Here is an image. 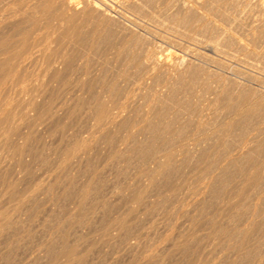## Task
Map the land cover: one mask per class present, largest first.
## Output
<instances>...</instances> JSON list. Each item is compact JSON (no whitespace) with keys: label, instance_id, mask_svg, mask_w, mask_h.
<instances>
[{"label":"rangeland","instance_id":"1","mask_svg":"<svg viewBox=\"0 0 264 264\" xmlns=\"http://www.w3.org/2000/svg\"><path fill=\"white\" fill-rule=\"evenodd\" d=\"M3 1L0 40L39 53L0 80V264H264V0H73L86 41L46 26V0ZM145 50L169 66L128 61Z\"/></svg>","mask_w":264,"mask_h":264},{"label":"bare ground","instance_id":"2","mask_svg":"<svg viewBox=\"0 0 264 264\" xmlns=\"http://www.w3.org/2000/svg\"><path fill=\"white\" fill-rule=\"evenodd\" d=\"M5 1V0H4ZM3 1V2H4ZM8 1V0H7ZM14 1V0H13ZM13 1H10V2H13ZM59 1V3H61V5L63 6V8H61V7H58L57 5H55L54 4V2H55V0H46V4L44 3V1L42 2L44 5V9L42 8V5L41 6H38V5H40L41 4V2L38 4V2L37 3H35V4H38L37 6L40 8L41 7V9H40V11L41 10H43V11H41L42 13H41V15H43V17H44V19H46V21H45V23H46V26L48 27V28H50V30L51 29H53L54 31L56 30L57 32L59 31V36L60 37H65V36H67V38L68 37H70V38H72L73 40H76L77 39V41H86V40H89V39H85L84 40V38H85V36H86V33H85V35L81 32V28H83V24L85 23L84 22V18L86 17V19H88L87 17L88 16H83L82 15V12L79 14V17H80V15L81 16H83V18L81 17V18H79V17H77L78 15H77V13L79 12H77V7H76V5L74 4V1L73 0H58ZM103 1V0H102ZM177 1V0H176ZM1 2H2V0H1ZM9 2V3H10ZM31 2V1H30ZM35 2V1H34ZM7 3V2H6ZM77 3V2H76ZM132 3V2H131ZM134 3V2H133ZM141 3V2H140ZM151 3V2H150ZM29 4V3H28ZM129 4V3H128ZM136 4V3H135ZM138 4V3H137ZM157 4V3H156ZM21 5H22V3H21ZM31 5V4H30ZM79 4H77V6H78ZM87 5V4H86ZM155 5V4H154ZM178 5V4H177ZM4 6V5H3ZM6 6V5H5ZM11 6V5H10ZM16 6V5H15ZM90 6L94 9V10H96V11H99V12H101L102 14H105L104 13V8H101L97 3H92V4H90ZM170 6V5H169ZM12 7V6H11ZM17 7H18V5H17ZM28 7V6H27ZM36 7V6H35ZM108 7V6H107ZM182 7V6H181ZM20 8V7H19ZM26 8V7H25ZM125 8V7H124ZM7 9V8H6ZM13 9V8H12ZM18 9V8H17ZM36 9V8H35ZM38 9V8H37ZM86 9V8H85ZM91 9V8H90ZM92 9V10H93ZM141 9V8H140ZM22 10V9H21ZM34 10V9H33ZM39 10V9H38ZM38 10H36V11H38ZM93 10V11H94ZM26 11V10H25ZM89 11V10H88ZM91 11V10H90ZM92 11V12H93ZM165 11H167V10H165ZM3 12V11H2ZM15 12V11H14ZM21 12V11H20ZM91 12V13H92ZM106 12V11H105ZM170 12V11H169ZM188 12V11H187ZM186 12V13H187ZM9 13V12H8ZM35 13H37V12H35ZM86 13V12H85ZM91 13L89 14V15H91ZM176 13V12H175ZM9 14H11V13H9ZM12 14H14V13H12ZM17 13H15V15H16ZM39 14V13H38ZM95 14V13H94ZM93 14V15H94ZM169 14V13H168ZM188 14V13H187ZM4 15V14H3ZM96 15L98 16V14L96 13ZM177 15V14H176ZM5 16H6V14H5ZM7 16H9V15H7ZM14 16V15H13ZM27 16V15H26ZM25 16V17H26ZM29 16V15H28ZM28 16H27V18H28ZM99 16H101V15H99ZM107 16V15H106ZM188 16V15H187ZM17 17V16H16ZM95 17V16H94ZM109 17V16H108ZM189 17V16H188ZM9 18H11L10 16H9ZM18 18V17H17ZM16 18V19H17ZM23 18V17H22ZM90 18V17H89ZM93 18V17H92ZM111 18V17H110ZM166 18V17H165ZM2 19H3V17H2ZM5 19V18H4ZM12 19V18H11ZM10 19V20H11ZM25 19V18H24ZM33 19V18H32ZM35 19V18H34ZM33 19V20H34ZM37 19H38V17H37ZM41 19V18H40ZM109 19V18H108ZM23 20V19H22ZM100 20V19H99ZM102 20V19H101ZM15 21V20H14ZM21 21V20H20ZM19 21V22H20ZM25 21V20H24ZM38 21V20H37ZM40 21V20H39ZM38 21V22H39ZM33 22V21H32ZM84 22V23H83ZM111 22H113V21H111ZM116 22V21H115ZM118 22V21H117ZM3 23V22H2ZM5 23V22H4ZM15 23V22H14ZM24 23V22H23ZM29 23H31V22H29ZM36 23V19H35V22H34V24ZM93 23V22H92ZM13 24V23H12ZM11 24V25H12ZM19 24V23H18ZM22 24V23H21ZM20 24V25H21ZM32 24V23H31ZM38 24V23H37ZM4 25V24H3ZM36 25V24H35ZM39 25V24H38ZM92 25V24H91ZM96 25V24H95ZM99 25V24H98ZM6 26V25H5ZM5 26H3V27H5ZM29 26V25H28ZM37 26V25H36ZM42 26V25H41ZM106 26V25H105ZM121 26V25H120ZM2 27V26H1ZM12 27V26H11ZM26 27V26H25ZM43 27V26H42ZM85 27V26H84ZM101 27V26H100ZM110 27V26H109ZM123 27V26H122ZM23 28V27H22ZM32 28H34V27H32ZM39 29V28H38ZM37 29V30H38ZM28 30V29H27ZM49 30V29H48ZM52 30V31H53ZM107 30V29H106ZM109 30V29H108ZM14 31H15V29H14ZM16 31H17V33H19L18 32V30L16 29ZM20 31H21V29H20ZM24 31V30H23ZM29 31V30H28ZM84 31V30H83ZM97 31V30H96ZM101 31V30H100ZM170 31V30H169ZM3 32V31H2ZM2 32H0V33H2ZM12 32V31H11ZM22 32V31H21ZM48 33H49V35H50V32L49 31H47ZM47 32H46V34H45V36L43 37V38H48L49 36L47 35ZM98 32V31H97ZM110 32V31H109ZM228 32V31H227ZM7 33V32H6ZM23 34H24V32H22ZM27 33V32H26ZM34 33V32H33ZM41 33V32H40ZM44 33V32H43ZM16 34V33H15ZM22 34V35H23ZM28 34H30V32L28 33ZM52 34V33H51ZM114 34H117V33H114ZM153 34V33H152ZM0 35H3V34H0ZM24 35H27V34H24ZM54 34H52L50 37H54L53 36ZM97 35V34H96ZM120 35V34H119ZM7 36V35H6ZM17 36V35H16ZM20 36V35H19ZM30 36V35H29ZM43 36V35H42ZM48 36V37H47ZM115 36V35H114ZM11 37V36H10ZM10 37H9V39H10ZM18 37V36H17ZM16 37V38H17ZM103 37H105V36H103ZM133 37V36H132ZM1 38V37H0ZM27 38H29V37H26V39ZM39 38V37H38ZM69 38V39H70ZM93 38V41L95 40V37L93 36L92 37ZM107 38V37H106ZM26 39H23V36H22V40H26ZM68 39V40H69ZM14 40V39H13ZM40 40V39H39ZM103 40V39H102ZM113 40V39H112ZM132 40V39H131ZM15 42H16V39L14 40ZM21 41V40H20ZM28 40H26V42H27ZM31 41V40H30ZM33 41V40H32ZM36 41V40H35ZM38 41V40H37ZM71 41V40H70ZM141 41V40H140ZM145 41V40H144ZM151 41V40H150ZM13 42V41H12ZM12 42H10L11 44H12ZM19 42V41H18ZM22 42V41H21ZM23 42H25V41H23ZM25 42V43H26ZM39 42H41V40L39 41ZM56 42V41H55ZM63 42V41H62ZM74 42V41H73ZM88 42V41H87ZM102 42V41H101ZM119 42V41H118ZM10 43H6V41L5 40H0V48L1 49H8L9 47H10ZM27 43H29V42H27ZM61 43V42H60ZM131 43V42H130ZM139 43V42H138ZM151 43V42H150ZM217 43V42H216ZM230 43V42H229ZM232 43V42H231ZM7 44L9 45V47H7ZM18 44V43H17ZM16 44V45H17ZM19 44H20V42H19ZM22 44V43H21ZM17 45V46H14V42H13V46L14 47H17V49H15L14 47L12 48V51H13V49L15 50V51H13V53L12 54H10L9 55V51L8 50H6V51H8V52H6V53H8V55L9 56H7V57H4L5 56V54H4V56H3V58H1V60H0V80L2 79V80H4V79H6V78H8V81L10 82L11 80H9V77L10 76H12L13 75V72L15 71V69H16V67L17 66H20V67H22L21 65H22V63L25 61V60H27L28 58H30L29 56H34V55H32L34 52H31V51H35V53L34 54H36V52H38V50L39 49H37V50H31V48H32V46H31V48H30V46H27L26 44H22V45ZM32 43H30V45H31ZM37 44V42L35 43V45ZM39 44V43H38ZM57 44V43H56ZM263 44V43H262ZM33 45H34V42H33ZM44 45V44H43ZM45 45H47V44H45ZM132 45H134V44H132ZM48 46V45H47ZM92 46V45H91ZM142 46V45H141ZM140 46V47H141ZM35 47V46H34ZM39 47V46H38ZM41 47V46H40ZM43 47V46H42ZM50 47V46H49ZM97 47H99V46H97ZM108 47V46H107ZM50 48H52V47H50ZM50 48H49V50H50ZM54 48V47H53ZM52 48V49H53ZM92 48H93V46H92ZM135 48V47H134ZM138 48H139V46H138ZM143 48V47H142ZM216 46H214V45H211V44H209V48H208V50L209 51H211V52H213L214 54L216 53ZM0 49V53H1V50ZM33 49V48H32ZM48 49V48H47ZM58 49V48H57ZM62 49V48H61ZM93 49H96V48H93ZM125 49H126V47H125ZM124 49V50H125ZM131 49V48H130ZM224 49V48H223ZM10 50H11V48H10ZM40 50H44L45 51V48H43V49H41L40 48ZM53 50H55V49H53ZM79 50V49H78ZM92 50V49H91ZM107 50V49H106ZM52 51V50H51ZM55 51H57V50H55ZM54 51V52H55ZM58 51H59V49H58ZM58 51H57V54H55V56L57 55V57L59 58V56L60 55H58ZM75 51V50H74ZM134 51H136V52H138L137 50H134ZM143 51H144V49H143ZM89 52V51H88ZM130 52V51H129ZM128 52V53H129ZM146 52V53H145ZM145 52H144V55L141 57V56H139V54H134V53H132L131 54V56L129 55V57H128V59H126V62H127V60L128 61H131V63H133V64H136V66H141V68H143V67H149V66H152V67H154L155 68V66H161V65H163V64H166V60L165 59H163V58H161L160 56H159V52L157 51V50H149V51H147V50H145ZM3 53H5V52H2V55H3ZM32 53V54H31ZM39 53V52H38ZM37 53V54H38ZM40 53H43V52H41L40 51ZM49 52L47 51V54H48ZM52 53H53V51H52ZM61 53V56L63 57V55L65 54V52L62 54V52H60ZM59 53V54H60ZM73 53V52H72ZM81 53V52H80ZM94 53V52H93ZM45 54V53H44ZM51 54V53H50ZM49 54V55H50ZM106 54V53H105ZM116 54V53H115ZM7 55V54H6ZM41 54H39V56H40ZM43 55V54H42ZM41 55V56H42ZM49 55H47V57L49 58ZM66 56H67V53L65 54ZM72 55V54H71ZM70 55V56H71ZM79 54H77V56H78ZM84 55V54H83ZM99 55V54H98ZM118 55H119V53H118ZM141 55V54H140ZM1 56V55H0ZM38 56V55H37ZM40 56V57H41ZM45 56V55H44ZM51 56H52V54H51ZM69 55H68V57L69 58H71ZM73 56V55H72ZM31 57V58H32ZM36 57V56H35ZM53 57V56H52ZM51 57V59H49L48 61H47V64L48 65H50L48 68L50 69V68H53L51 65H53L54 66V63L55 62H58V59H57V57L55 58V57H53L52 58ZM76 56H74V58H75ZM83 57V56H82ZM30 58V59H31ZM34 58V57H33ZM44 58H46V57H44ZM47 58V59H48ZM68 58V62H70L69 60H71V59H74V58H71V59H69ZM81 58V57H80ZM87 58V57H86ZM93 58V57H92ZM83 59V58H82ZM85 59V58H84ZM83 59V60H84ZM108 59V58H107ZM119 59V58H118ZM202 59V58H201ZM45 60V59H44ZM59 60H62L63 61V59H59ZM89 60V59H88ZM116 60V59H115ZM181 60V59H180ZM66 61V58L64 59V62ZM75 60H73V62H74ZM81 61V60H80ZM182 61H183V59H182ZM190 61V60H189ZM192 61V60H191ZM26 62V61H25ZM30 62V61H29ZM60 62V61H59ZM73 62L71 61V63L73 64ZM77 62V61H76ZM75 62V63H76ZM111 62V61H110ZM117 62V61H116ZM184 62V61H183ZM61 63V62H60ZM60 63H58L59 65H60ZM70 63V64H71ZM169 63V62H168ZM63 64V63H62ZM67 64H69V63H67ZM82 64V63H81ZM110 64V63H109ZM125 64V63H124ZM129 64V63H128ZM183 64V63H182ZM197 64V63H196ZM23 65H25V64H23ZM65 65H66V63H65ZM76 65V64H75ZM167 66H169L168 64H166ZM177 65H181V62H180V64H179V62L177 61L176 63H175V65L174 66H177ZM27 66V65H26ZM80 66V65H79ZM132 66V65H131ZM25 67V66H24ZM36 67V66H35ZM47 67V66H46ZM63 67H64V65H63ZM66 67V66H65ZM67 67H69V66H67ZM66 67V68H67ZM82 67V66H81ZM85 67V66H84ZM96 67V66H95ZM116 67V66H115ZM23 68V67H22ZM32 68V67H31ZM58 68V67H57ZM74 68V67H73ZM72 68V69H73ZM80 68V67H79ZM87 68V67H86ZM120 68V67H119ZM125 68V67H124ZM150 68V67H149ZM164 68V67H163ZM169 68V67H168ZM246 68V67H245ZM47 69V68H46ZM48 69V70H49ZM69 69H71V68H69ZM75 69H77V68H75ZM82 69H83V67H82ZM89 69V68H88ZM134 69V68H133ZM147 69V71H146V74L148 75V73L147 72H151V71H149V69L148 68H146ZM151 69V68H150ZM156 69V68H155ZM155 69H153V72H155V73H157L156 71H154ZM19 70H20V68H19ZM47 70V71H48ZM52 70V69H51ZM54 70H55V68H54ZM57 70V69H56ZM66 70V69H65ZM64 70V71H65ZM68 70V69H67ZM91 70V69H90ZM119 70V69H118ZM152 70V69H151ZM160 70H161V68H160ZM250 70V69H249ZM17 71V70H16ZM22 71V70H21ZM76 71V70H75ZM83 71V70H82ZM87 71V70H86ZM85 71V72H86ZM89 71V70H88ZM18 72V71H17ZM24 72V69H23V71H22V73ZM49 72V71H48ZM52 73H55L53 70L51 71ZM57 72H58V70H57ZM95 72V71H94ZM11 73H12V75H11ZM16 73V72H15ZM15 73H14V75H15ZM22 73H19L18 72V74H16L17 75V77H18V79H20L19 78V76L18 75H20V74H22ZM51 73V74H52ZM60 73V74H59ZM59 73H58V76H56L57 78L58 77H60L59 75H61V73H63V72H61V71H59ZM24 74H26V73H24ZM49 74V73H48ZM82 74V73H81ZM85 74V73H84ZM92 74V73H91ZM105 74V73H104ZM115 74V73H114ZM122 74V73H121ZM54 75V74H53ZM85 75H87V74H85ZM94 75V74H93ZM120 75V74H119ZM150 75V74H149ZM22 76V75H21ZM25 76V75H24ZM28 76V75H27ZM49 76V75H48ZM52 76V75H51ZM50 76V77H51ZM152 76H153V74H152ZM160 76V75H159ZM64 77V76H63ZM88 77V76H87ZM103 77V76H102ZM108 77H109V75H108ZM116 77V76H115ZM120 77H121V75H120ZM151 77V76H150ZM149 77V78H150ZM14 78H15V76L13 77V79L12 80H14ZM54 78V77H53ZM62 78V77H61ZM99 78V77H98ZM111 78V77H110ZM127 78V77H126ZM133 78V77H132ZM146 78V77H145ZM148 78V77H147ZM152 78V77H151ZM11 79V78H10ZM17 78L15 79V80H18ZM87 79V78H86ZM115 79V78H114ZM117 79V78H116ZM142 79V78H141ZM23 80V79H22ZM33 80V79H32ZM54 80V79H53ZM60 80V79H59ZM93 80V79H92ZM7 81V82H8ZM90 81V80H89ZM105 81V80H104ZM120 81V80H119ZM145 81V80H144ZM3 82V81H2ZM5 82V81H4ZM16 82V81H15ZM106 82V81H105ZM146 82V81H145ZM12 83V82H11ZM95 83V82H94ZM122 83V82H121ZM96 84V83H95ZM69 85H70V83H69ZM92 85V84H91ZM105 85H107V86H110L111 87V89H112V91H113V94H114V82H112V84H111V82H110V85H108V83H106ZM152 85V84H151ZM4 86V85H3ZM52 86V85H51ZM57 86H58V84H57ZM79 86V85H78ZM100 86V85H99ZM23 87V86H22ZM54 87V86H53ZM117 87V86H116ZM140 87V86H139ZM225 87V86H224ZM55 88V87H54ZM109 88V87H108ZM6 89H7V87H6ZM19 89V88H18ZM35 89V88H34ZM23 90V89H22ZM37 90V89H36ZM69 90V89H68ZM1 91V90H0ZM27 91V90H26ZM83 91V90H82ZM109 91H111V90H109ZM111 91V92H112ZM24 92V91H23ZM43 92V91H42ZM76 92V91H75ZM104 92V91H103ZM116 92V91H115ZM118 92V91H117ZM101 93V92H100ZM107 93H108V91H107ZM119 93V92H118ZM118 93H116L117 95H119ZM90 94V93H89ZM111 95V94H110ZM109 95V96H110ZM2 96V95H1ZM90 96V95H89ZM113 96H115V95H113ZM12 97V96H11ZM58 97V96H57ZM63 97V96H62ZM121 97V96H120ZM220 97V96H219ZM14 98H15V96H14ZM48 98V97H47ZM61 98V97H60ZM110 98H112V96L110 97ZM52 99V98H51ZM108 99V98H107ZM114 99H116L115 97H114ZM122 99V98H121ZM40 100V99H39ZM44 100V99H43ZM69 100V99H68ZM113 100V99H112ZM255 100V99H254ZM257 100V99H256ZM58 101V100H57ZM56 101V102H57ZM28 102H29V100H28ZM80 102V101H79ZM102 101H100V103H101ZM43 103V102H42ZM58 103V102H57ZM63 103V102H62ZM61 103V104H62ZM133 103V102H132ZM35 104V103H34ZM59 104V103H58ZM72 104V103H71ZM90 104V103H89ZM99 104V103H98ZM107 104V103H106ZM11 105H12V103H11ZM91 105V104H90ZM110 105V104H109ZM109 105H106V106H109ZM124 105V104H123ZM34 106V105H33ZM30 107H31V105H30ZM37 107V105H35V108ZM45 108V107H44ZM52 108V107H51ZM50 108V109H51ZM54 108V107H53ZM97 108H98V110H97ZM36 109H38V108H36ZM41 109V108H40ZM66 109V108H65ZM84 109V108H83ZM96 110V112H97V118H96V125H99V126H101V125H108L109 123H112V122H114L115 121V119H116V117H118V114L117 113H111V114H107L108 113V111L103 107V105L102 106H99V107H96L95 108ZM109 109V108H108ZM39 110V109H38ZM37 110V111H38ZM90 110V109H89ZM118 110V109H117ZM12 111V110H11ZM42 111H43V107H42ZM56 111V110H55ZM116 111V110H115ZM7 112V111H6ZM109 112H110V110H109ZM119 112V111H118ZM9 113V112H8ZM8 113H6V114H8ZM38 113V115H39V112H37ZM42 113V112H41ZM41 113H40V115H41ZM43 113H45V112H43ZM52 113V112H51ZM93 113H95V112H93ZM11 113H9L8 115H10ZM22 114H23V112H22ZM26 114V113H25ZM119 114H121V113H119ZM242 114V113H241ZM1 115V114H0ZM3 115V114H2ZM44 115V114H43ZM42 115V116H43ZM52 115V114H51ZM125 115V114H124ZM26 116H27V114H26ZM46 116V115H45ZM44 116V117H45ZM53 116V115H52ZM75 116V115H74ZM1 117H3V116H1ZM0 117V118H1ZM4 117H6L5 115H4ZM3 117V118H4ZM8 118H9V116H7ZM6 117V118H7ZM40 117V116H39ZM48 117V116H47ZM6 118L4 119L5 121H6ZM8 118H7V120H8ZM38 118V117H37ZM49 118V117H48ZM57 118V117H56ZM120 118V117H119ZM94 119H95V117H94ZM243 119V118H242ZM1 120V119H0ZM4 120L2 121V122H4ZM77 120V119H76ZM75 120V121H76ZM9 121V120H8ZM7 121V122H8ZM72 121V120H71ZM1 122V121H0ZM7 122H4V123H7ZM41 122H43V121H41ZM95 122V121H94ZM4 123H2V124H4ZM1 124V125H2ZM9 124V123H8ZM7 124V125H8ZM32 124V123H31ZM42 124V123H41ZM53 124V123H52ZM224 124V123H223ZM226 124V123H225ZM233 122H229V123H227L226 125H224V126H222L221 125V130H224L227 126L228 127H232L233 126ZM0 125V126H1ZM5 125V124H4ZM6 125V127H8ZM12 125V124H11ZM43 125V124H42ZM262 125V124H261ZM10 127V126H9ZM0 128H2V126L0 127ZM14 128V127H13ZM16 128V127H15ZM102 128V127H101ZM5 129V128H4ZM9 129H11V127L9 128ZM9 129H7V130H9ZM96 129V128H95ZM94 129V130H95ZM260 129V128H259ZM14 130V129H13ZM12 130V131H13ZM78 130V129H77ZM76 130V131H77ZM104 130H105V128H104ZM196 130V129H195ZM100 131V130H99ZM102 131V130H101ZM5 132V131H4ZM8 132V131H7ZM9 133H11V132H9ZM8 133V134H9ZM92 133V132H91ZM97 134V133H96ZM5 135V134H4ZM22 135V134H21ZM73 135V134H72ZM9 136V135H8ZM81 136V135H80ZM124 136V135H123ZM57 137V136H56ZM88 138V137H87ZM132 138V137H131ZM7 139V138H6ZM86 139V138H85ZM92 139V138H91ZM28 140V139H27ZM84 140V139H83ZM90 140V139H89ZM52 141V140H51ZM58 141V140H57ZM75 141V140H74ZM85 141H87V140H85ZM78 142V141H77ZM190 142V141H189ZM85 143V142H84ZM164 143V142H163ZM247 143V142H246ZM11 145V144H10ZM67 145V144H66ZM9 146V145H8ZM150 146V145H149ZM18 147V146H17ZM74 147V146H73ZM72 147V148H73ZM157 147V146H156ZM180 147V146H179ZM20 148V147H19ZM83 148H85V146L83 147ZM236 148V147H235ZM7 149H9V147L7 148ZM18 149V148H17ZM74 149V148H73ZM27 150V149H26ZM72 150V149H71ZM175 150V149H174ZM248 150V149H247ZM250 150V149H249ZM10 151V150H9ZM32 151V150H31ZM165 151V150H164ZM5 152H7V151H5ZM78 152V151H77ZM168 152V151H167ZM173 152V151H172ZM8 153V152H7ZM91 153V152H90ZM154 153V152H153ZM156 153V152H155ZM3 154V153H2ZM37 155V154H36ZM40 155V154H39ZM70 155V154H69ZM167 155V154H166ZM73 156V155H72ZM230 158V157H229ZM14 159V158H13ZM40 159V158H39ZM46 159V158H45ZM49 159V158H48ZM73 159V158H72ZM153 159V158H152ZM209 159V158H208ZM211 159V158H210ZM160 160V159H159ZM248 160V159H247ZM257 161V160H256ZM264 162V161H263ZM3 163V162H2ZM222 163H223V161H222ZM255 164V163H254ZM11 165V164H10ZM46 165V164H45ZM168 164L167 163H165V165H163L164 167L165 166H167ZM235 165V164H234ZM2 166V165H1ZM157 166V165H156ZM224 166V165H223ZM241 166V165H240ZM244 166V165H243ZM60 167V166H59ZM158 167V166H157ZM220 168H221V165L219 166ZM236 167H237V165H236ZM242 167V166H241ZM40 168V167H39ZM223 168V167H222ZM3 169V168H2ZM22 169V168H21ZM27 169V168H26ZM170 169V168H169ZM240 170V169H239ZM4 171V170H3ZM168 171V170H167ZM250 172V171H249ZM50 173V172H49ZM158 173V172H157ZM230 173V172H229ZM264 173V172H263ZM44 175V174H43ZM7 176V175H6ZM246 176V175H245ZM264 176V175H263ZM0 179H2V178H0ZM9 179V178H8ZM10 180V179H9ZM261 180H262V178H261ZM14 181V180H13ZM151 181V180H150ZM201 182V181H200ZM217 182H219V181H217ZM2 183V182H1ZM220 183V182H219ZM13 184V183H12ZM223 184V183H222ZM244 184V183H243ZM5 185V184H4ZM8 185V184H7ZM17 185V184H16ZM236 185V184H235ZM255 186V185H254ZM6 187V186H5ZM13 187H14V185H13ZM234 187V186H233ZM195 188V187H194ZM222 188V187H221ZM197 189V188H196ZM192 191V190H191ZM1 192H3V191H1ZM5 192V191H4ZM35 192V191H34ZM47 192V191H46ZM86 193V192H85ZM197 193H199V192H197ZM231 193V192H230ZM12 194V193H11ZM13 195V194H12ZM231 195V194H230ZM11 196V195H10ZM19 196V195H18ZM198 197H199V195H197ZM234 197V196H233ZM10 198V197H9ZM25 198V197H24ZM193 198V197H192ZM11 199V198H10ZM232 199V198H231ZM195 200V199H194ZM200 200V199H199ZM12 201V200H11ZM17 201V200H16ZM20 201V200H19ZM213 202V201H212ZM241 202V201H240ZM215 203V202H214ZM233 203V202H232ZM19 204H20V202H19ZM202 204V203H201ZM228 204V203H227ZM36 205H38V204H36ZM195 205V204H194ZM251 205V204H250ZM18 206V205H17ZM231 206V205H230ZM19 207V206H18ZM224 207V206H223ZM13 208H14V206H13ZM12 209V208H11ZM10 209V210H11ZM14 210V209H13ZM25 210V209H24ZM234 210V209H233ZM232 210V211H233ZM1 212V211H0ZM203 212V211H202ZM230 212V211H229ZM40 213V212H39ZM75 213V212H74ZM204 213V212H203ZM3 214V213H2ZM5 214H9V213H7V211H6V213ZM32 214V213H31ZM0 215H1V213H0ZM245 215V214H244ZM1 216H3V215H1ZM52 216V215H51ZM204 216V215H203ZM101 217V216H100ZM6 218V217H5ZM8 218V217H7ZM61 219V218H60ZM1 220V219H0ZM3 220H6V221H8L7 219H3ZM2 221V220H1ZM11 221V220H10ZM19 222V221H18ZM40 222V221H39ZM8 222H6L5 224H7ZM229 223V222H228ZM109 224V223H108ZM209 224V223H208ZM248 224V223H247ZM8 225H9V223H8ZM36 225V224H35ZM4 226H6V225H4ZM244 226V225H243ZM249 226V225H248ZM39 227V226H38ZM91 228V227H90ZM35 229V228H34ZM72 230V229H71ZM85 230V229H84ZM96 230V229H95ZM222 231H223V229H221ZM32 231V230H31ZM107 231V230H106ZM251 231V230H250ZM90 232V231H89ZM92 232V231H91ZM9 233V232H8ZM54 233V232H53ZM77 233V232H76ZM226 233V232H225ZM85 235V234H84ZM89 235V234H88ZM90 236V235H89ZM127 236V235H126ZM224 236H225V234H224ZM75 237V236H74ZM11 238V237H10ZM19 238V237H18ZM80 238V237H79ZM82 238V237H81ZM1 239V238H0ZM43 239V238H42ZM70 239V238H69ZM240 239V238H239ZM50 240V239H49ZM25 242V241H24ZM40 242H42V241H40ZM73 242V241H72ZM129 242V241H128ZM7 243V242H6ZM27 243V242H26ZM61 243V242H60ZM59 243V244H60ZM108 243V242H107ZM146 243V242H145ZM9 244H11V243H9ZM74 244V243H73ZM72 244V245H73ZM101 244V243H100ZM8 245V244H7ZM13 245V244H12ZM34 245V244H33ZM47 245V244H46ZM81 245V244H80ZM90 245V244H89ZM123 245V244H122ZM3 246V245H2ZM75 246V245H74ZM74 246H72V247H70V248H66L65 247V245L64 246H62V247H64V248H66V249H64L63 250V255L65 256V258L67 257H69V258H72V256L73 255H75V254H77L76 252H75V247ZM95 246H96V244H95ZM161 246V245H160ZM7 247V246H6ZM11 249H12V247L11 246H9ZM50 247V246H49ZM54 247V246H53ZM74 247V248H73ZM125 247V246H124ZM14 248V247H13ZM34 248V247H33ZM85 248V247H84ZM177 248V247H176ZM2 249H5V247L4 248H2ZM24 249V248H23ZM31 249H32V247H31ZM62 249V248H61ZM60 249V250H61ZM76 249H77V246H76ZM96 249V248H95ZM99 249V248H98ZM173 249V248H172ZM54 250V249H53ZM234 250V249H233ZM8 251V250H7ZM13 251V250H12ZM43 251V250H42ZM77 251H78V249H77ZM85 251V250H84ZM175 251V250H174ZM6 252V251H5ZM54 252V251H53ZM60 252L62 253V251H59V255H60ZM1 253L3 254V252L1 251ZM86 253V252H85ZM167 253V252H166ZM7 254V253H6ZM29 254V253H28ZM51 254V253H50ZM58 254V253H57ZM81 254V253H80ZM180 254V253H179ZM213 254V253H212ZM10 255H12V254H10ZM9 255V256H10ZM17 255V254H16ZM48 255V254H47ZM150 255V254H149ZM152 255V254H151ZM5 256V255H4ZM8 255H6V257H7ZM25 256V255H24ZM57 257H59L58 255H56ZM55 256V257H56ZM60 256H62V254L60 255ZM80 256V255H79ZM78 256V257H79ZM147 256V255H146ZM5 257V258H6ZM18 257V256H17ZM30 257V256H29ZM48 257V256H47ZM46 257V258H47ZM53 257V256H52ZM54 257V258H55ZM74 257V256H73ZM78 257H77V259H78ZM213 257V256H212ZM12 259H13V257H11ZM75 258V257H74ZM146 258V257H145ZM206 258V257H205ZM4 259V258H3ZM25 259V258H24ZM28 259V258H27ZM63 259V258H62ZM73 259V258H72ZM5 260V259H4ZM8 261L10 260V259H7ZM6 260V261H7ZM15 260V259H14ZM35 260V259H34ZM41 260V259H40ZM45 260V259H44ZM69 260V259H68ZM68 260H67V262H68ZM79 260V259H78ZM82 260V259H81ZM80 260V261H81ZM156 260H158V259H156ZM192 260V259H191ZM193 260H195V259H193ZM213 260V259H212ZM1 261V260H0ZM33 261V260H32ZM53 261V260H52ZM56 261H57V258H56ZM56 261H55V263H56ZM65 261V260H64ZM70 261V260H69ZM72 261V260H71ZM73 261H75L74 259H73ZM77 261V260H76ZM12 262V261H11ZM16 262V261H15ZM19 262V261H18ZM33 262H35V261H33ZM66 262V263H67ZM78 262V261H77ZM106 262V261H105ZM114 262V261H113ZM154 262V261H153ZM157 262V261H156ZM248 262V261H247ZM4 263V262H3ZM13 263V262H12ZM43 263V262H42ZM53 263V262H52ZM70 263V262H69ZM68 263V264H69ZM160 263V262H159ZM7 264H10L9 262L7 263ZM14 264H16V263H14ZM18 264V263H17ZM25 264V263H24ZM28 264H31V263H29L28 262ZM60 264V263H59ZM73 264V263H72ZM93 264V263H92ZM95 264V263H94ZM157 264H158V262H157ZM210 264V263H209Z\"/></svg>","mask_w":264,"mask_h":264}]
</instances>
